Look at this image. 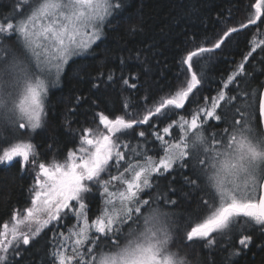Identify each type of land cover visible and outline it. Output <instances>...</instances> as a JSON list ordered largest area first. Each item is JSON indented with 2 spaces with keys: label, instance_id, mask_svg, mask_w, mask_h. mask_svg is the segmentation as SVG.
Instances as JSON below:
<instances>
[{
  "label": "snow or ice",
  "instance_id": "6c2138e0",
  "mask_svg": "<svg viewBox=\"0 0 264 264\" xmlns=\"http://www.w3.org/2000/svg\"><path fill=\"white\" fill-rule=\"evenodd\" d=\"M126 7L127 0H22L0 22V165L34 174L29 204L0 224V264H23L28 246L52 228V264H201L180 247L211 249L219 237L239 256L255 232L264 235V85L248 93L238 79L258 49L264 54V0L210 45L187 52L185 79L172 93L144 96L139 108L125 102L119 115L98 111L63 159L41 157L31 135L44 127L49 88ZM245 30L249 50L237 69L215 95H202L197 66ZM120 63L119 77L99 73L93 87L136 89L139 75ZM177 173L198 201L178 218L177 189L161 190V178ZM93 194L103 207L90 219ZM69 217L74 225L61 231Z\"/></svg>",
  "mask_w": 264,
  "mask_h": 264
},
{
  "label": "trees",
  "instance_id": "16d2710c",
  "mask_svg": "<svg viewBox=\"0 0 264 264\" xmlns=\"http://www.w3.org/2000/svg\"><path fill=\"white\" fill-rule=\"evenodd\" d=\"M18 3L22 0H0V22L12 14ZM253 3L254 0H127L126 9L105 28L91 54L71 61L65 67L60 83L49 89L44 127L31 135L41 157L52 153L62 159L78 143L79 130L94 125V114L98 111L119 115L125 102L130 109L139 108L145 104L144 96L158 100L172 93L185 79L186 66L182 61L187 52L201 44L210 45L226 26H231L229 21L245 20ZM133 25L139 30L130 34L129 28ZM249 31L235 34L227 47L222 46L197 66L203 69L199 90L202 95H215L237 69L249 50ZM7 43L15 46L13 40ZM253 57L245 65L246 76L238 78L243 81L240 89L248 93L258 91L264 85V54L258 49ZM121 58L127 66L125 74L131 71L139 75L138 87L126 89L113 83L94 88L99 73L113 72L120 76L124 67ZM258 99L257 96V104ZM68 121L70 124L66 123ZM33 175L28 170L22 172L19 165H0V224L10 221L14 208L29 204ZM169 183L177 189L172 194L177 201L174 206L176 217L187 216L198 203L193 199L196 193L189 194L179 173L172 181L161 178V190ZM100 208L101 197L93 194L88 202L89 217L98 215ZM55 232L52 228L37 237L24 251L23 264H52L50 253ZM180 250L188 252L190 257L195 254L201 264H264V235L255 232L252 244L239 256H230V242L225 240L221 244L219 237L214 248L185 249L181 246Z\"/></svg>",
  "mask_w": 264,
  "mask_h": 264
},
{
  "label": "rangeland",
  "instance_id": "374dc122",
  "mask_svg": "<svg viewBox=\"0 0 264 264\" xmlns=\"http://www.w3.org/2000/svg\"><path fill=\"white\" fill-rule=\"evenodd\" d=\"M59 83H60V81H59ZM57 85L58 84H56L55 86L50 87L49 89L55 88ZM4 166H6V165H4ZM29 201H30V197H29L28 203H29ZM102 207H103V204H102V199H101V208H100V210L102 209ZM100 210H99V212H100ZM99 212H98V214H99ZM74 223H75L74 219L72 217H69L67 221H65L63 224L59 225V228H60L61 231H65L68 227H72L74 225ZM62 228H63V230H62ZM47 230L48 229H46L45 231H47Z\"/></svg>",
  "mask_w": 264,
  "mask_h": 264
}]
</instances>
